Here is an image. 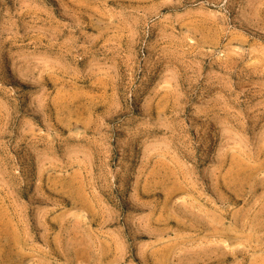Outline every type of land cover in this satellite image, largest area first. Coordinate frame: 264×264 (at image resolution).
Masks as SVG:
<instances>
[{"label":"rangeland","instance_id":"obj_1","mask_svg":"<svg viewBox=\"0 0 264 264\" xmlns=\"http://www.w3.org/2000/svg\"><path fill=\"white\" fill-rule=\"evenodd\" d=\"M0 264H264V0H0Z\"/></svg>","mask_w":264,"mask_h":264}]
</instances>
